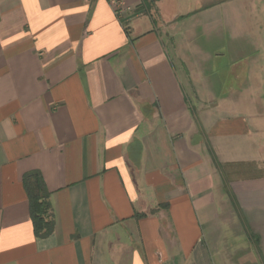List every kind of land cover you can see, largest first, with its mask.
Returning <instances> with one entry per match:
<instances>
[{
    "label": "crops",
    "instance_id": "crops-1",
    "mask_svg": "<svg viewBox=\"0 0 264 264\" xmlns=\"http://www.w3.org/2000/svg\"><path fill=\"white\" fill-rule=\"evenodd\" d=\"M123 1L125 21L107 0H0V264H264V174H245L264 167L260 44L225 32L237 81L221 94L200 37L231 32L236 0ZM209 149L244 171L240 214ZM31 170L51 193L46 237Z\"/></svg>",
    "mask_w": 264,
    "mask_h": 264
},
{
    "label": "rangeland",
    "instance_id": "rangeland-1",
    "mask_svg": "<svg viewBox=\"0 0 264 264\" xmlns=\"http://www.w3.org/2000/svg\"><path fill=\"white\" fill-rule=\"evenodd\" d=\"M169 5V4H168ZM166 5V6H168ZM234 8V18L233 22L230 24V31L224 30L223 28H219L217 30H211V32H219V35L222 37H210L207 36L200 37L203 39L204 49L206 52L212 53L215 52L216 58L214 59V63L211 62L206 63L207 69L212 74V84H214V88L219 93L226 92L230 86L236 83V79L234 75L229 71L230 70V47L229 43H232L230 39L238 38H249L252 41H256L259 45V51L256 54H264V0H236L233 4ZM177 7H168L166 9L167 16H173L177 12ZM207 32V31H206ZM225 32L231 33V38L229 36H224ZM173 40H178L180 36V31H172ZM227 33V34H228ZM193 34V33H191ZM194 36V35H193ZM230 38V39H229ZM237 40V39H236ZM234 43V42H233ZM251 48H253L251 46ZM214 50V51H213ZM216 50V51H215ZM212 51V52H211ZM218 52L223 53V55H217ZM245 54L250 56L253 51L247 49ZM194 67L198 64L192 63ZM178 68L179 65L177 64ZM198 71L201 72V67L198 68ZM197 71V72H198ZM213 71V72H212ZM222 163V162H221ZM223 164V163H222ZM224 169V168H223ZM250 170V171H249ZM246 171L245 174L250 175H263L264 167L261 166H251V169ZM224 176L229 178L232 176L245 175L244 171H236L231 173L228 169H224ZM224 188V185H223ZM229 197V196H228ZM230 199V198H229ZM237 212V210H236ZM237 214H240L237 212ZM232 236L237 235L242 232V228L239 226V222L236 221L235 227H231ZM257 243L256 239L252 237V249L256 248Z\"/></svg>",
    "mask_w": 264,
    "mask_h": 264
},
{
    "label": "trees",
    "instance_id": "trees-1",
    "mask_svg": "<svg viewBox=\"0 0 264 264\" xmlns=\"http://www.w3.org/2000/svg\"><path fill=\"white\" fill-rule=\"evenodd\" d=\"M158 0H142L143 4L137 10L151 9ZM213 165L222 176L224 189L229 196L235 210L240 213L239 203L233 193L229 180L224 176V165L219 161L215 152L209 149ZM23 184L26 189L30 203V215L33 221L34 231L38 237L49 236L55 225L54 214L50 202V191L47 188L45 180L39 170H31L24 174Z\"/></svg>",
    "mask_w": 264,
    "mask_h": 264
},
{
    "label": "built area",
    "instance_id": "built-area-1",
    "mask_svg": "<svg viewBox=\"0 0 264 264\" xmlns=\"http://www.w3.org/2000/svg\"><path fill=\"white\" fill-rule=\"evenodd\" d=\"M112 6L115 14L121 21H125L128 13H132L131 7L123 0H107Z\"/></svg>",
    "mask_w": 264,
    "mask_h": 264
}]
</instances>
